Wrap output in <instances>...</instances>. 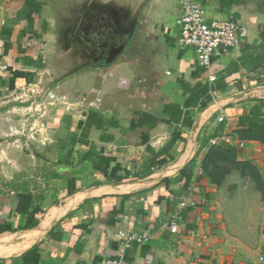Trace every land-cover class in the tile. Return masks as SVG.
<instances>
[{
  "label": "crops",
  "instance_id": "1",
  "mask_svg": "<svg viewBox=\"0 0 264 264\" xmlns=\"http://www.w3.org/2000/svg\"><path fill=\"white\" fill-rule=\"evenodd\" d=\"M193 1L246 30L208 72L178 44V0H0V95L57 64L58 100L83 106L53 132L55 198L0 196V264H264V0Z\"/></svg>",
  "mask_w": 264,
  "mask_h": 264
},
{
  "label": "rangeland",
  "instance_id": "2",
  "mask_svg": "<svg viewBox=\"0 0 264 264\" xmlns=\"http://www.w3.org/2000/svg\"><path fill=\"white\" fill-rule=\"evenodd\" d=\"M81 21L75 22L73 32H69V42L74 43L76 50H79L83 38ZM93 50L96 55H92V66L102 65L103 56H99L102 49L95 46ZM55 67L57 64L52 66L53 70L42 75L40 81L15 87L9 95H0L3 120L0 123V196L26 193L35 200L55 198V182L60 175L47 156L53 142V132L61 127L63 118L69 115L68 108L81 113L83 107L68 103L63 95L58 100L52 83L68 72ZM28 159L33 161L29 163Z\"/></svg>",
  "mask_w": 264,
  "mask_h": 264
},
{
  "label": "built area",
  "instance_id": "3",
  "mask_svg": "<svg viewBox=\"0 0 264 264\" xmlns=\"http://www.w3.org/2000/svg\"><path fill=\"white\" fill-rule=\"evenodd\" d=\"M181 13L177 21L178 25V44L183 48L194 51L196 62L199 69L208 72L213 60L226 51L235 48L246 35L245 28L234 18L229 17L224 20L207 21L204 10L193 0H178ZM6 67L0 64V72ZM214 76H208V82H213ZM223 121V116L218 118ZM213 141L212 144H216ZM193 206L187 200L179 203V209ZM180 212L176 211L170 216L165 227L171 232L177 231V223ZM146 236L134 238L138 243L145 241ZM121 257H110L100 261L99 264H121Z\"/></svg>",
  "mask_w": 264,
  "mask_h": 264
},
{
  "label": "trees",
  "instance_id": "4",
  "mask_svg": "<svg viewBox=\"0 0 264 264\" xmlns=\"http://www.w3.org/2000/svg\"><path fill=\"white\" fill-rule=\"evenodd\" d=\"M41 217V211L38 207L29 209L24 215H20L16 230L30 229L35 227Z\"/></svg>",
  "mask_w": 264,
  "mask_h": 264
}]
</instances>
